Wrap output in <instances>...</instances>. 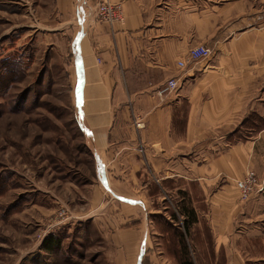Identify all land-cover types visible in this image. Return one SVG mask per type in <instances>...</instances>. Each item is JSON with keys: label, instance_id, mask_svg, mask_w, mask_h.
<instances>
[{"label": "crops", "instance_id": "0c3cea01", "mask_svg": "<svg viewBox=\"0 0 264 264\" xmlns=\"http://www.w3.org/2000/svg\"><path fill=\"white\" fill-rule=\"evenodd\" d=\"M110 1L123 21L100 22L102 0L56 5L61 33L74 27V105L99 166L88 212L109 208V196L122 205L114 219L130 221L125 210L145 211L151 187L166 198L181 179L202 194L225 264H264V0ZM199 46L211 57L189 61ZM174 77L179 89L161 101L156 91ZM249 170L261 186L242 203L235 184ZM138 253L143 264L146 251Z\"/></svg>", "mask_w": 264, "mask_h": 264}, {"label": "rangeland", "instance_id": "374dc122", "mask_svg": "<svg viewBox=\"0 0 264 264\" xmlns=\"http://www.w3.org/2000/svg\"><path fill=\"white\" fill-rule=\"evenodd\" d=\"M56 5L0 0V264H139L141 249L143 264H225L202 194L181 179L165 187L166 198L151 187L145 211L125 210L130 221L114 219L122 205L109 196L102 199L109 208L88 212L99 166L74 105L67 59L74 27L61 33ZM243 131L237 139L248 136ZM188 209L196 221L186 233ZM130 228L135 239L124 233ZM49 237L60 244L46 252Z\"/></svg>", "mask_w": 264, "mask_h": 264}, {"label": "built area", "instance_id": "2783aa9c", "mask_svg": "<svg viewBox=\"0 0 264 264\" xmlns=\"http://www.w3.org/2000/svg\"><path fill=\"white\" fill-rule=\"evenodd\" d=\"M123 9L122 5L114 4L110 0H102V3L97 9V19L100 22L115 23L123 21ZM211 57V51L207 47L199 46L189 51V61H200L209 59ZM100 62V60H99ZM187 65V61H179L178 66L180 69H184ZM180 86L179 77L169 79L164 85H162L157 91L156 95L161 101H165L170 95L175 93ZM143 124L138 123L137 127L141 128ZM261 186L260 179L254 170L246 172L244 178L236 181V188L239 193V198L242 202H248L254 197Z\"/></svg>", "mask_w": 264, "mask_h": 264}, {"label": "trees", "instance_id": "16d2710c", "mask_svg": "<svg viewBox=\"0 0 264 264\" xmlns=\"http://www.w3.org/2000/svg\"><path fill=\"white\" fill-rule=\"evenodd\" d=\"M184 214H185V220L183 221L182 225H183V228L185 229V232L187 233V231H189L191 224H193L196 221V214L193 209L191 210L188 209L187 214L185 212ZM172 217H173V220L178 221V218H179L178 215H173ZM59 244H60V241L56 237H49L43 243L42 247H43V250H45L46 252H51L54 250V248H58Z\"/></svg>", "mask_w": 264, "mask_h": 264}]
</instances>
